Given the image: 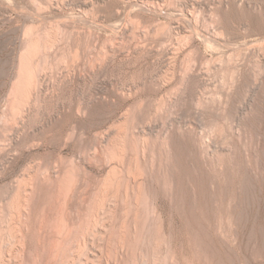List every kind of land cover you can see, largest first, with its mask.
<instances>
[{
	"label": "rangeland",
	"instance_id": "obj_1",
	"mask_svg": "<svg viewBox=\"0 0 264 264\" xmlns=\"http://www.w3.org/2000/svg\"><path fill=\"white\" fill-rule=\"evenodd\" d=\"M263 46L264 0H0V229L14 199L32 250L45 218L96 225L83 264H264Z\"/></svg>",
	"mask_w": 264,
	"mask_h": 264
},
{
	"label": "bare ground",
	"instance_id": "obj_2",
	"mask_svg": "<svg viewBox=\"0 0 264 264\" xmlns=\"http://www.w3.org/2000/svg\"><path fill=\"white\" fill-rule=\"evenodd\" d=\"M46 33H49V32H46ZM46 33L42 36V38L40 40H38V39H35V37H34V35H35L34 27L28 26L23 31V37L25 40V44H24V47H23V49H22V51L18 57L17 73H16L15 81L13 82L12 88L10 91V95H11L12 99L10 100L9 111L12 114V117L17 116L22 111L24 105L26 103H28V101L31 98V91L38 85L37 72L39 70H41L42 67L36 68L33 64L34 62H32V61H34V58L38 53L44 51V48L46 47V45H45L46 43L44 44V42L46 40L44 41V39L48 38L47 37L48 34H46ZM47 44L52 45V43H49V42ZM48 47H47V49H48ZM69 174H71V173H69ZM69 182L71 183V181H69ZM62 184H63V180H61L58 183L59 191L60 192L61 191L67 192L68 185H67L66 189H64L65 187H63ZM64 186H66V185H64ZM18 207L15 204L14 199H12L8 203V208L10 210H12L14 208V209H17L18 213L19 212L22 213V215L25 217L24 221H25L26 225L20 227L18 230L16 229L15 231H13V229H11L8 226L5 229H0V264H80V263L83 264V262H85V261H83V258L86 261H89L90 257L87 253L88 246L86 244V241H87L86 239H87V236H90V235L94 237L95 233L93 231H94V228H96V225H93L92 227L91 226H86V227L84 226L83 228H80V230L77 231L76 233H73L71 230H67L65 228V226L58 225L57 223L55 225L54 223H52L53 221H51V222L47 221L45 218L43 220V222L40 224V226L38 227L39 229L36 231V233L38 234V238H39L37 241V249L32 250L29 247V241H28V236H29L30 232H32V228H30V226L27 225V223L29 222V217H30L29 212H28V208L25 207L24 209H22L23 207H19V208ZM80 235H82L81 238L79 237ZM70 238L72 240L74 238L75 239L77 238V241L78 240L79 241L76 244H73L72 243L73 241L70 242ZM94 239H95V237H94ZM16 242L21 246V249L24 252V255L22 256L20 254L21 256L18 257V255L13 256L12 254H10L9 259L7 258L8 260H4L3 254L5 251L3 252V248L4 247H5L4 249H6V247L12 248ZM9 252H11V251H9ZM5 254L7 255V253H5ZM95 256H96V254H95ZM98 259H99V257H98ZM91 262H94V261L92 260ZM94 263H97V262H94Z\"/></svg>",
	"mask_w": 264,
	"mask_h": 264
}]
</instances>
